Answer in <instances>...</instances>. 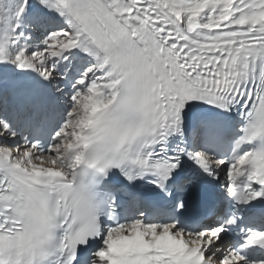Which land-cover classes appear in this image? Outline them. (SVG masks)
<instances>
[{
    "label": "snow or ice",
    "instance_id": "obj_1",
    "mask_svg": "<svg viewBox=\"0 0 264 264\" xmlns=\"http://www.w3.org/2000/svg\"><path fill=\"white\" fill-rule=\"evenodd\" d=\"M0 264H264V0H0Z\"/></svg>",
    "mask_w": 264,
    "mask_h": 264
}]
</instances>
